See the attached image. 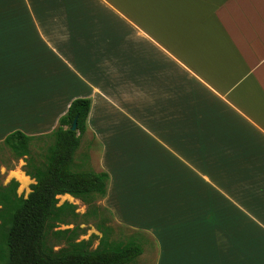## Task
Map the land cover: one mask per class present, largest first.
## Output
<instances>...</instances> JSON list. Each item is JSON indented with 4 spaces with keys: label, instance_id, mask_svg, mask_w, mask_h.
<instances>
[{
    "label": "crops",
    "instance_id": "1",
    "mask_svg": "<svg viewBox=\"0 0 264 264\" xmlns=\"http://www.w3.org/2000/svg\"><path fill=\"white\" fill-rule=\"evenodd\" d=\"M78 98L113 214L149 176L157 264L179 257L159 222L171 200L180 242L189 226L236 254L243 223L264 239V0H0V142L51 132Z\"/></svg>",
    "mask_w": 264,
    "mask_h": 264
},
{
    "label": "trees",
    "instance_id": "2",
    "mask_svg": "<svg viewBox=\"0 0 264 264\" xmlns=\"http://www.w3.org/2000/svg\"><path fill=\"white\" fill-rule=\"evenodd\" d=\"M91 106V99L78 98L51 132L33 136L17 130L0 142L16 159L25 160L24 170L35 181L27 198L18 195L15 179L0 186V264H133L143 254L142 235L113 240L112 229L103 223L98 226L102 237L93 250L90 241L75 242L77 229L54 231L79 217L76 205L67 201L59 205V196L70 195L90 207L108 194L110 175L94 170L88 154L76 160ZM39 141L47 147L42 155L33 151ZM50 234L66 241L67 247L56 250Z\"/></svg>",
    "mask_w": 264,
    "mask_h": 264
},
{
    "label": "rangeland",
    "instance_id": "3",
    "mask_svg": "<svg viewBox=\"0 0 264 264\" xmlns=\"http://www.w3.org/2000/svg\"><path fill=\"white\" fill-rule=\"evenodd\" d=\"M46 145L44 142L39 141L36 142L33 151L37 155L39 153L42 155L46 151ZM86 154L90 155V165L96 171H103V149L101 145L97 143L95 138L92 137L91 133L84 135L81 140V147L78 151L77 162H79L81 157H84ZM114 163V172L121 173V166L123 169L129 168L131 166L129 161H113ZM124 163L127 165H124ZM26 162L24 159H16L12 152L8 149L0 145V186L8 185L13 179L19 182V187L17 190L18 195H23L25 198L29 196L31 193V186L35 183L33 179H31L25 172L24 166ZM141 167L147 168V164H141L139 167H135V170H143ZM130 170V168H129ZM17 172H23V174L28 177L30 180L29 185L23 186L20 182V179L15 175ZM133 179L134 177H129ZM142 182L139 184V189H143L144 191H140L142 195L147 196L140 199L139 202H134L132 198L133 194L130 197V206L125 203L119 201L118 195L113 201L115 203V214H113V209L109 207L108 201L104 199H97L94 202L93 206L85 204L82 200L75 199L71 197H59V205H62L64 202H69L71 204L76 205V212L79 214V217L76 219L71 218L70 224H60L58 225L54 231H64L67 229L73 230L77 229V237L75 242H91V249H95L99 241L102 237V233L99 230L98 226L103 223L105 227H110L112 229L111 239L113 240H123L127 241L131 236L135 234L142 235V243H143V254L134 262L133 264H157L159 262L161 252L159 248V240L149 231L150 220H153L154 223L156 219L153 216L147 217V219L141 223L139 221L141 217L139 216V211H150L151 209V200L149 197L150 188H153L150 181L149 176L144 175L142 178ZM162 194V199H165V193ZM123 201L127 202L126 194H122ZM164 202V208L158 207L157 209H161L158 211L159 214L165 215L168 217L163 220H159V222L164 223V236L169 239L171 242V246L165 249L167 252L168 259L173 256L175 257L174 262L171 261L169 264H264V239H254L253 244H250V233L248 231V237L246 238L245 224L243 226L238 224V237L236 239V254H230L229 248L223 247L221 251L217 250V242L215 239H211L210 234L206 233L205 237L201 231H195V233H189V226H186L185 234L186 239L182 242L177 240L176 238L181 236L171 235L174 229L177 228V232L181 229L176 226L179 223H174L173 221L179 220L174 213H176V207H174V202ZM132 203V206H131ZM94 207L96 208V213L94 214ZM110 212H108V211ZM173 211V212H172ZM241 212V210H239ZM119 213V215H118ZM112 215V216H111ZM178 215V214H177ZM244 217V213L240 214ZM120 216V217H119ZM169 217L173 220L170 222ZM126 221V224L124 221ZM239 220H241L239 218ZM172 223V224H171ZM132 224L139 225V228L133 227ZM175 225V226H173ZM209 227H212L209 225ZM185 228V226H184ZM244 231V234L241 233ZM261 234V232H260ZM244 237H243V236ZM58 236L50 234V243L55 247L56 250L61 249L63 247H67L66 241L57 240ZM168 242V243H169ZM231 241V244H233ZM217 245V246H216ZM182 249V251H181ZM235 250V244H234ZM181 251V252H180ZM183 253V254H180ZM167 259V258H166Z\"/></svg>",
    "mask_w": 264,
    "mask_h": 264
},
{
    "label": "bare ground",
    "instance_id": "4",
    "mask_svg": "<svg viewBox=\"0 0 264 264\" xmlns=\"http://www.w3.org/2000/svg\"><path fill=\"white\" fill-rule=\"evenodd\" d=\"M15 175L20 179V182L22 183L23 186L29 185L30 180L28 179V177H26L25 174H23V172H17L15 173ZM63 197H69V196H63Z\"/></svg>",
    "mask_w": 264,
    "mask_h": 264
},
{
    "label": "water",
    "instance_id": "5",
    "mask_svg": "<svg viewBox=\"0 0 264 264\" xmlns=\"http://www.w3.org/2000/svg\"><path fill=\"white\" fill-rule=\"evenodd\" d=\"M78 119H77V117L74 119V122H73V124H72V126H71V130H73V131H76L77 130V126H78V121H77Z\"/></svg>",
    "mask_w": 264,
    "mask_h": 264
}]
</instances>
